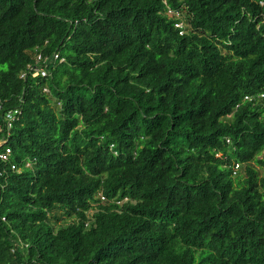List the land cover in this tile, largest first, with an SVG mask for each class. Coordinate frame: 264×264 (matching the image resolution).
I'll return each mask as SVG.
<instances>
[{
  "label": "trees",
  "instance_id": "trees-1",
  "mask_svg": "<svg viewBox=\"0 0 264 264\" xmlns=\"http://www.w3.org/2000/svg\"><path fill=\"white\" fill-rule=\"evenodd\" d=\"M7 148L0 264H264V0H0Z\"/></svg>",
  "mask_w": 264,
  "mask_h": 264
},
{
  "label": "built area",
  "instance_id": "built-area-1",
  "mask_svg": "<svg viewBox=\"0 0 264 264\" xmlns=\"http://www.w3.org/2000/svg\"><path fill=\"white\" fill-rule=\"evenodd\" d=\"M178 28H182V25H177ZM183 34V32L181 33ZM59 58L58 55H54L53 58H43L41 55L37 56L36 59V65L35 67L31 68L32 76L38 77L42 76L43 78L49 76L48 66L51 64L52 61H57ZM40 64H44V67H41ZM20 114L19 110L11 111L7 114V118L9 122L13 121L16 116ZM11 149H6L5 151L0 153V161L4 163L10 162V156H11ZM29 166V165H27ZM12 169L15 170V166H12ZM104 199V198H103Z\"/></svg>",
  "mask_w": 264,
  "mask_h": 264
}]
</instances>
